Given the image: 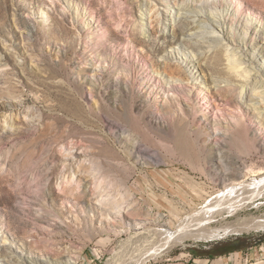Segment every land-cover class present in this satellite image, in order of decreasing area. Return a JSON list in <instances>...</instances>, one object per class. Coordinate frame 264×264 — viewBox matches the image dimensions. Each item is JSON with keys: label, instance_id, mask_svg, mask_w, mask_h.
I'll list each match as a JSON object with an SVG mask.
<instances>
[{"label": "rangeland", "instance_id": "rangeland-1", "mask_svg": "<svg viewBox=\"0 0 264 264\" xmlns=\"http://www.w3.org/2000/svg\"><path fill=\"white\" fill-rule=\"evenodd\" d=\"M181 1L0 0V264H264V228L257 226L264 189L241 184L223 196L230 183L264 176L247 180L264 169V123L239 99L241 81L230 77L226 54L194 43L185 24L165 29ZM189 1L204 11L183 21L225 35L264 85V55L255 49L264 46V0H224L230 9L219 11L222 20L208 8L214 0ZM143 11L149 20L140 18ZM244 17L256 21L245 37ZM227 86L236 97L221 92ZM253 94L264 111V86ZM73 103L84 117L72 116ZM101 104L119 114L131 108L134 117H111ZM182 126L196 149L206 150L202 161L180 146ZM66 146L78 155L77 175L58 160L51 183L48 175L39 179L43 186L26 177L41 147L64 158L71 155ZM66 175L114 183L119 177L132 203L125 206L140 203L142 210L105 204L91 180L89 195L77 199ZM205 210V229L222 235L164 250L160 229L177 231L180 221ZM234 225L242 227L231 231Z\"/></svg>", "mask_w": 264, "mask_h": 264}, {"label": "bare ground", "instance_id": "bare-ground-1", "mask_svg": "<svg viewBox=\"0 0 264 264\" xmlns=\"http://www.w3.org/2000/svg\"><path fill=\"white\" fill-rule=\"evenodd\" d=\"M198 1L199 2H204V0H198ZM208 8L210 9L211 13L214 14L216 17H219L220 20H222V18L219 16V11H223L224 9H228V8L230 9V7H228V4L224 0H214L213 4L209 5ZM203 11H204V4L200 5V7H198V6L196 7V6L193 5L192 1L182 0L178 4V10H177L176 16L174 15L172 17V19H169V21L168 20H164L163 21V23L165 25V29L168 28V23L172 24V25L175 24V23L185 24L190 29V33L189 34L191 36V39H195L194 43H199V44H202V45L210 43V46L211 45L213 46L214 51H216L217 53L221 52L222 54L223 53L226 54V58L229 61L230 69H231V72L229 71L230 72L229 73L230 77L231 76L232 77L236 76L241 81L240 84L238 85L239 86L238 89L240 90L239 99L242 101V103L247 108H249L250 110L254 111V113H256L257 117L262 121V123H264V111L260 110V106L258 105L260 102L258 100H256V96L253 94V91L259 89V87H263L264 85L262 84V82L260 83L258 81V79H257L258 76H256L257 78H252L254 76L253 75V69L251 68L252 65L248 64V62L242 61L239 53L236 52V50L231 48L230 43H226L225 42L226 36L223 35L222 33L217 32L215 30L208 31L209 29L208 30H206V29L202 30V28H208V26H200L199 24H196V21L193 22V21L188 20L187 17H185V20L183 21L185 15L192 14L194 16V15H198V13H201ZM140 18L142 20L145 19V21L149 20L150 19L149 13L146 12V11L141 12L140 13ZM212 19H213L212 20L213 23H219V22H217L218 19H215V20H214V18H212ZM243 21L246 23V25L241 29L243 31V33L241 35L245 37L246 35L249 34L248 26L251 23H253V24L255 23L256 24V21L254 19L250 18V17H244ZM140 28L142 29V32H145L144 24H142L140 26ZM254 29H255L254 32L260 31V29L258 28V25L255 26ZM229 33H231V31L227 29V34H229ZM132 36H133L134 39H138L137 33L134 32V34H132ZM199 37L200 38L203 37V38L199 40L198 39ZM255 49L258 50L259 53L264 55V46L255 47ZM195 54H196V58L199 59V56L197 55V53H195ZM169 66L172 67L171 64ZM177 69L178 68H175V69H173V71H176ZM170 71H171V68H170ZM222 89H221V92L227 93L230 97H233V98L236 97L235 91L237 89L234 88V86L233 87L227 86V87H225L223 89V91H222ZM75 99L70 98V100L71 101L73 100V102H75L74 101ZM69 109H70L69 111H71L72 114H73L72 116H74L76 118L84 117V114H85L84 108L79 107V105L76 106V104L73 103L72 106ZM101 109L104 110V111H108L109 114L111 115V117H116L117 116L122 121L129 120V118H131V116H133V111H132L131 108H127L126 111L123 114H119L116 111L109 109L104 104L101 106ZM140 117H141V120H146L144 114H142ZM173 120H187V118H185V117H183V118L175 117ZM12 121L13 120H9L8 124L10 126L14 127L15 123L12 122ZM57 121L58 122H64V120H57ZM184 125H186V124H184ZM172 126H174V125H172ZM182 127L178 130V136H177L178 139H179L178 142L180 141L179 143H181V145L180 144L179 145L187 149V151L189 153V157L190 156L193 157L198 162L202 161L204 159V157L207 156L206 155V150L204 149V147H202L200 150L197 148L198 149L197 150L196 149L197 145H196L195 141L192 139V137L190 136V133L187 131V127L186 128H185V126H182ZM170 130H172V129L170 128ZM158 132H159V130H158ZM161 134H163V133H161ZM168 135L166 136V138L169 137ZM61 136H63V135H61ZM164 137H165V135H164ZM164 140H165V138H164ZM171 141H173V140H171ZM151 143H153V142H151ZM156 144H155V146H156ZM174 145H176V144H174ZM143 148H145V147H143ZM143 148H139L138 153H140V154L146 153V151ZM165 148H166V146H165ZM73 149H74V147L66 146V150L71 155L65 156L63 158L61 156L57 157V155H55L53 151H48L47 153H45L46 150L43 147H41L39 149V151H37V153L33 157L31 156L30 164L26 167L24 174L26 175V177L31 179V181L33 180L35 183L38 182L39 186H43V183L39 181L40 177L48 175V179L47 180H49V182L51 183L52 182V178H53V174H55L58 171L57 170V164H58L57 162H58V160H61L63 165H65L64 166L65 167L64 168L65 171L66 170L67 171H72V169H74V172H75L74 175H77L79 173V171H77V169L75 168V163L74 162L76 160L75 157L78 156V155L73 152ZM168 151H171V150L169 149ZM102 153L106 156V158H108V161H106V164L110 165V167L112 169H115L114 166H111L112 164L110 163V159L113 158L112 155H110L107 152H102ZM39 155H41V156L39 157V159H37ZM45 158L49 162V165L43 164L44 163L43 161H44ZM103 162H105V161L103 160ZM226 165L227 166L229 165L228 162H227ZM229 168L230 167H227V169H229ZM95 171H97V170L94 169V172ZM120 172H122V171H120ZM258 172L250 173L251 175L248 177L247 180H249L253 175L260 176L261 174H264V169H261ZM228 174H234L235 175L236 172L233 171V172H229ZM118 175H116V176H118ZM120 175H122V174H120ZM93 176L95 177L96 181L92 180L94 177H91V176L87 180H86V177H82L81 179L75 180V178H74L75 176H73V175H72L73 178H70L71 177V175H70V177L67 180V175H66V182L68 183L70 189L72 190L73 194L75 195V197L77 199H82V198H84V197L89 195V190L87 189L88 187H86V184L88 183V180H91V182H94L93 192L96 195H98L100 198L102 197V199H101L102 202H104L105 204L116 208L119 212L120 211L121 212L122 211H127V212L132 213V212L139 211L137 213H140V211L142 210V206H141L140 203H138L139 205H137L132 210L128 209L129 205L125 206V204H130L131 205L132 203L130 202L129 192L123 189V183L118 179L119 177L115 178L118 181L116 183H114L112 180H106V179H105V181H100L99 179L96 178L97 176H95V175H93ZM6 177H7L8 180L12 179L9 176H6ZM3 179H5V178H3ZM122 181H123V179H122ZM75 182H77V183H75ZM244 182H245V179L243 181H235L234 183H230L228 185H229V187H232V186H238V185L243 184L242 188H240L242 190V189L245 188L244 186H246V185L247 186H257V184L260 183V186H262L261 188L264 189V183H263L264 182V176H262L257 181V183H255V184L252 181L245 182V183ZM229 187L225 189V191L223 193L224 194L223 196H225V197L231 196L232 194H235L237 192V190H238L237 188H233V187L229 188ZM246 189H248V188L246 187ZM231 212L232 213H229V215H232V214L235 213V212H233V210ZM209 213L210 212L207 211V210L201 211L199 213H195V214H193L191 216H188L187 218L183 219L182 221H180V224L178 225V227H176L177 231H173V232L172 231L170 232V230L169 231H161V229H160V232L158 233V235L157 236L155 235V236H156L157 239H159V240L161 239V241L164 240V242L167 243V246L164 248V250L165 249L167 250V248H169L171 246L170 245L171 242H173V244H180L186 238H192L193 237V238H199V239H210V238H214V237H216L218 235H222V233H220L217 230H206L205 229V225L207 224L206 221L209 219V216H211V214H209ZM257 226L264 228V219L260 220L258 222ZM241 227L242 226L234 225L230 229H231V231H235V230H239V228H241ZM227 232L228 231L226 230L224 233H227ZM224 233H223V235H224ZM143 263L144 262L141 261V263H138V264H143Z\"/></svg>", "mask_w": 264, "mask_h": 264}, {"label": "trees", "instance_id": "trees-1", "mask_svg": "<svg viewBox=\"0 0 264 264\" xmlns=\"http://www.w3.org/2000/svg\"><path fill=\"white\" fill-rule=\"evenodd\" d=\"M228 250V249H227ZM237 250V248H232V250H228L226 253H228V252H233V251H236ZM224 253V252H223ZM223 253H221V254H223ZM195 256H202V254H198V253H193Z\"/></svg>", "mask_w": 264, "mask_h": 264}]
</instances>
